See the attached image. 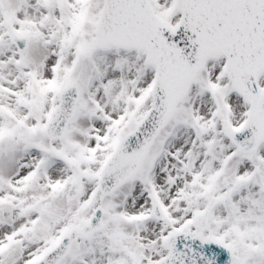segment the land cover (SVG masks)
<instances>
[{
	"label": "snow or ice",
	"instance_id": "obj_1",
	"mask_svg": "<svg viewBox=\"0 0 264 264\" xmlns=\"http://www.w3.org/2000/svg\"><path fill=\"white\" fill-rule=\"evenodd\" d=\"M0 264H264V0H0Z\"/></svg>",
	"mask_w": 264,
	"mask_h": 264
}]
</instances>
